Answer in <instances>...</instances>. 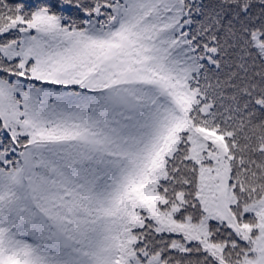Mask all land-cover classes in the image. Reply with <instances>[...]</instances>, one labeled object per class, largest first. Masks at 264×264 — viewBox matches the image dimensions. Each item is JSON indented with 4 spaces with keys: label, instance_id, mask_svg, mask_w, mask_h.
<instances>
[{
    "label": "snow or ice",
    "instance_id": "1",
    "mask_svg": "<svg viewBox=\"0 0 264 264\" xmlns=\"http://www.w3.org/2000/svg\"><path fill=\"white\" fill-rule=\"evenodd\" d=\"M0 264H264V0H0Z\"/></svg>",
    "mask_w": 264,
    "mask_h": 264
}]
</instances>
